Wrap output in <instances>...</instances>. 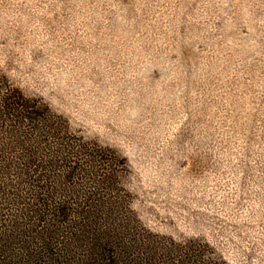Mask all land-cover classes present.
I'll use <instances>...</instances> for the list:
<instances>
[{
	"label": "rangeland",
	"instance_id": "obj_1",
	"mask_svg": "<svg viewBox=\"0 0 264 264\" xmlns=\"http://www.w3.org/2000/svg\"><path fill=\"white\" fill-rule=\"evenodd\" d=\"M0 73L126 161L145 228L264 264V0H0Z\"/></svg>",
	"mask_w": 264,
	"mask_h": 264
},
{
	"label": "trees",
	"instance_id": "obj_2",
	"mask_svg": "<svg viewBox=\"0 0 264 264\" xmlns=\"http://www.w3.org/2000/svg\"><path fill=\"white\" fill-rule=\"evenodd\" d=\"M127 172L0 73V264H226L200 239L145 228Z\"/></svg>",
	"mask_w": 264,
	"mask_h": 264
}]
</instances>
